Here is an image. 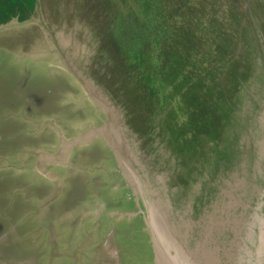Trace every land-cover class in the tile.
<instances>
[{"label":"rangeland","instance_id":"374dc122","mask_svg":"<svg viewBox=\"0 0 264 264\" xmlns=\"http://www.w3.org/2000/svg\"><path fill=\"white\" fill-rule=\"evenodd\" d=\"M135 1L0 25V264H264V0H148L169 49L125 71Z\"/></svg>","mask_w":264,"mask_h":264},{"label":"trees","instance_id":"16d2710c","mask_svg":"<svg viewBox=\"0 0 264 264\" xmlns=\"http://www.w3.org/2000/svg\"><path fill=\"white\" fill-rule=\"evenodd\" d=\"M135 2L137 3V7H133V12L128 14L121 13L120 18L122 21L113 27L111 33L112 40L109 41V43L111 42L110 46L119 58L120 54H125L123 57L124 61L122 62L125 71L141 70L142 65L135 62L133 58L141 57L149 48H153L152 45L154 43V47L157 46V49L160 47L161 51L167 52L169 49V45L166 43V30H163V26L159 27L157 25V33L154 34L149 19L146 17L152 7L151 3L148 0H138ZM35 3L36 0H0V25L7 24L15 18H18L20 21L30 19ZM121 32L123 33L124 41L117 43V35L119 36ZM156 40L162 41L156 45ZM126 59L131 62L128 63ZM147 66L153 67L151 63ZM141 83L142 85H139V87L142 86L145 93L148 94V98H158L161 100L159 93L157 94V90L152 87L153 83H148L147 78Z\"/></svg>","mask_w":264,"mask_h":264},{"label":"crops","instance_id":"0c3cea01","mask_svg":"<svg viewBox=\"0 0 264 264\" xmlns=\"http://www.w3.org/2000/svg\"><path fill=\"white\" fill-rule=\"evenodd\" d=\"M75 191H76V189H74ZM75 191L73 192V193H68L67 194V196L65 195V193H64V191H63V187H62V191H59L56 195H55V199H56V202L58 203V201H59V198H66L67 197V199H69V200H71V202H72V204L69 206V207H71L75 202V200L73 199V195H75L74 193H75ZM87 195V194H86ZM90 196V195H89ZM23 202V201H22ZM22 202L20 203V204H22ZM15 205H20V204H16V203H14ZM70 204V203H69ZM48 206H49V204L47 205V207H46V205L44 206V209L43 210H46L47 208H48ZM69 207H67L66 209H68ZM42 208V207H41ZM55 211H57V213H60V211H59V209L57 208ZM42 210L40 211V208L37 210V212L35 213L36 214V216L37 217H43V215H42ZM46 213H47V211H46ZM46 213L44 214V216L46 215ZM61 214V213H60ZM53 216H54V214H53ZM35 219V218H34ZM32 231V230H31ZM36 232V231H35ZM160 260V259H159ZM164 260V259H163ZM165 261V260H164Z\"/></svg>","mask_w":264,"mask_h":264},{"label":"water","instance_id":"95a60500","mask_svg":"<svg viewBox=\"0 0 264 264\" xmlns=\"http://www.w3.org/2000/svg\"><path fill=\"white\" fill-rule=\"evenodd\" d=\"M264 38L262 37V35L260 36V42H261V46H262V49H263V52H264V40H263ZM150 222H151V224H154V220H153V215L151 214V212H150ZM152 228H153V230H154V232L156 231V229H155V224L152 226ZM160 250H158V253H159V255H161V258L163 259V257H162V253H161V251L159 252ZM164 260H165V258H164Z\"/></svg>","mask_w":264,"mask_h":264},{"label":"bare ground","instance_id":"6f19581e","mask_svg":"<svg viewBox=\"0 0 264 264\" xmlns=\"http://www.w3.org/2000/svg\"><path fill=\"white\" fill-rule=\"evenodd\" d=\"M115 117V116H114ZM106 136V135H105ZM114 137V136H113ZM115 140V139H114ZM111 145V144H110ZM114 148V147H113ZM122 161V160H121ZM160 204V203H159ZM258 205V204H257ZM162 214V213H161ZM162 216V215H161ZM166 216V215H165ZM164 217V216H163ZM262 220V219H261ZM164 221V220H163ZM167 224V223H166ZM165 224V225H166ZM170 229V228H169ZM176 234V233H175ZM179 244V243H178ZM196 245V244H195ZM198 246V245H197ZM196 248V247H195ZM213 252V251H212ZM184 253V252H183ZM179 256V255H178ZM183 257V256H182ZM185 257H187V254H186V256ZM158 259H160L159 260V263L160 264H163L164 262H163V259L160 257V255H158ZM211 259V258H210ZM199 260V259H198ZM163 262V263H162ZM178 262V261H177ZM187 262H188V260H187ZM180 263V262H179ZM191 264H192V262H190Z\"/></svg>","mask_w":264,"mask_h":264}]
</instances>
